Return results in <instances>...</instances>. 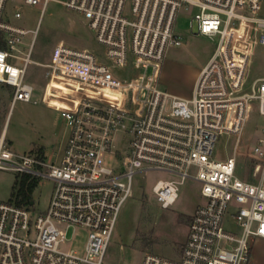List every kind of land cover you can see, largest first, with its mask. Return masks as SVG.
Listing matches in <instances>:
<instances>
[{"label":"built area","instance_id":"2783aa9c","mask_svg":"<svg viewBox=\"0 0 264 264\" xmlns=\"http://www.w3.org/2000/svg\"><path fill=\"white\" fill-rule=\"evenodd\" d=\"M49 1L24 0L43 11ZM10 2L0 0V84L12 89L10 112L17 100L32 101L37 88L27 71L36 62L48 71L42 101L62 113L69 135L53 162L34 150L15 152L6 138L9 112L0 168L49 178L54 188L37 214L13 200L0 202V264H105L134 178L148 172L171 176L152 186L163 208L177 202L188 180L199 183L203 200L178 257L145 252L140 264H248L254 240L264 239V124L255 145L243 149L255 162V181L237 175V154L250 113L264 118V77L247 83L255 48L264 44L261 0H69L65 5L87 19L103 53L59 41L48 63L32 59L37 30L17 23L22 12L11 13ZM181 11L191 15V34L217 39L191 97L162 87L167 54L183 43ZM126 67L130 78L118 79L114 72ZM53 80L73 90L62 98L68 107L49 101L59 98ZM222 134L237 137L225 160L214 157ZM229 219L234 232L225 228ZM71 228L87 232L82 250L64 247Z\"/></svg>","mask_w":264,"mask_h":264},{"label":"rangeland","instance_id":"374dc122","mask_svg":"<svg viewBox=\"0 0 264 264\" xmlns=\"http://www.w3.org/2000/svg\"><path fill=\"white\" fill-rule=\"evenodd\" d=\"M69 0H50L43 11L42 4H28L24 0L10 2L11 13L19 8L22 12L17 23L26 29L37 30L32 51V59L48 63L52 59L55 45L63 41L74 47H87L97 53H103V46L98 43L94 31L89 27L83 14L68 8ZM258 15L264 16V0H261ZM191 15L181 11L177 18V32L183 43L172 47L164 62L162 87L180 95H191L198 70L206 63L215 49L217 39L212 40L203 35H193L189 30ZM33 33H29L21 49L25 53L29 49ZM45 67L32 62L27 71V79L37 88L32 101L17 100L12 106V89L0 84V133L8 119L6 138L11 149L19 153L31 150L42 153L44 158L53 162L69 135L66 119L60 111L42 101L47 85L48 73ZM118 79L131 76L129 67L114 72ZM264 77V44L257 45L249 66L248 86L256 78ZM64 96L72 90L65 84L53 82ZM48 98L51 104L59 107L69 105L63 97ZM39 102L35 103L33 100ZM66 99V98H65ZM264 118L252 111L246 122L237 154V175L255 181L253 168L255 162L244 155L243 149L253 147L257 141L260 126ZM237 137L228 134L219 136L214 157L225 160L234 152ZM43 147H45V152ZM22 173L0 168V202L12 201L13 192L18 185L16 180ZM164 172L139 173L134 178V195L123 205L116 227L108 247L105 264H140L145 252H153L170 258L181 253L189 231L192 212L203 199L200 185L188 180L182 187L180 197L170 208H163L152 192L154 182L161 178H169ZM37 185L32 192V210L37 214L45 210L51 197L54 182L49 178L35 177ZM225 228L236 231V223L229 219ZM72 238L64 244L65 248L82 250L86 242L87 232L83 229H70ZM258 240L256 241L257 244ZM256 246V245H255ZM260 244L256 246L259 250ZM264 251V249H260Z\"/></svg>","mask_w":264,"mask_h":264},{"label":"trees","instance_id":"16d2710c","mask_svg":"<svg viewBox=\"0 0 264 264\" xmlns=\"http://www.w3.org/2000/svg\"><path fill=\"white\" fill-rule=\"evenodd\" d=\"M17 189L13 192L11 200L21 206L32 207V192L38 180L28 174H23L16 180Z\"/></svg>","mask_w":264,"mask_h":264},{"label":"crops","instance_id":"0c3cea01","mask_svg":"<svg viewBox=\"0 0 264 264\" xmlns=\"http://www.w3.org/2000/svg\"><path fill=\"white\" fill-rule=\"evenodd\" d=\"M201 69V68H200ZM200 69L198 70V73L200 71ZM197 73V75H198ZM197 77V76H196ZM196 80V78H195ZM195 80H194V83H195ZM163 81V80H162ZM193 87H194V84H193ZM170 91V90H169ZM192 91H193V88H192ZM172 92V91H170ZM176 95H179V96H182V97H191L192 95V92H191V95H180V94H177L175 92H172ZM53 108V107H52ZM56 110V109H55ZM64 145V144H63ZM63 147V146H62ZM44 149V152L46 151L45 150V147H43ZM62 150V149H61ZM61 150L59 152H61ZM258 240L257 244H256V241ZM260 244V247H259V250L256 248L257 245ZM256 245V246H255ZM260 249H264V239L263 238H258V239H255L254 242H253V246H252V256H251V260L248 264H264V251H260Z\"/></svg>","mask_w":264,"mask_h":264},{"label":"bare ground","instance_id":"6f19581e","mask_svg":"<svg viewBox=\"0 0 264 264\" xmlns=\"http://www.w3.org/2000/svg\"><path fill=\"white\" fill-rule=\"evenodd\" d=\"M53 82H58V81H56V80H53L52 82H51V84H50V87H52V84H53ZM73 91V90H72ZM59 94V96L60 97H63V98H68V93H64V96L61 94V92H59L58 93ZM69 105H67V106H65V107H68Z\"/></svg>","mask_w":264,"mask_h":264}]
</instances>
